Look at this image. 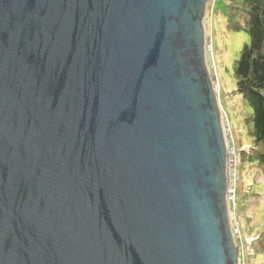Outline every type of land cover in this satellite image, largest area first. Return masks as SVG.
Masks as SVG:
<instances>
[{
    "label": "water",
    "instance_id": "1",
    "mask_svg": "<svg viewBox=\"0 0 264 264\" xmlns=\"http://www.w3.org/2000/svg\"><path fill=\"white\" fill-rule=\"evenodd\" d=\"M209 0H0V264H240Z\"/></svg>",
    "mask_w": 264,
    "mask_h": 264
},
{
    "label": "rangeland",
    "instance_id": "2",
    "mask_svg": "<svg viewBox=\"0 0 264 264\" xmlns=\"http://www.w3.org/2000/svg\"><path fill=\"white\" fill-rule=\"evenodd\" d=\"M220 10L217 0H209L205 15L206 57L226 140L238 150L242 163L241 150H249L251 146V136L244 122L251 109L237 93L234 65L249 42V35L244 30H229ZM255 172V167L239 170L237 217L242 228L241 235L235 239L240 264H264V176L258 177Z\"/></svg>",
    "mask_w": 264,
    "mask_h": 264
},
{
    "label": "trees",
    "instance_id": "3",
    "mask_svg": "<svg viewBox=\"0 0 264 264\" xmlns=\"http://www.w3.org/2000/svg\"><path fill=\"white\" fill-rule=\"evenodd\" d=\"M217 5L229 30L249 35L234 65L237 93L251 109L244 121L251 146L240 152L241 168L255 167L254 174L264 176V0H217Z\"/></svg>",
    "mask_w": 264,
    "mask_h": 264
},
{
    "label": "built area",
    "instance_id": "4",
    "mask_svg": "<svg viewBox=\"0 0 264 264\" xmlns=\"http://www.w3.org/2000/svg\"><path fill=\"white\" fill-rule=\"evenodd\" d=\"M225 131V129H224ZM225 136L226 132H225ZM228 144V188H227V194L226 199L228 203L229 213L232 221V231L237 238V236L241 235V223L237 217L238 210H239V202H238V182H239V170L241 167V159L240 154L238 153V150L229 144Z\"/></svg>",
    "mask_w": 264,
    "mask_h": 264
}]
</instances>
